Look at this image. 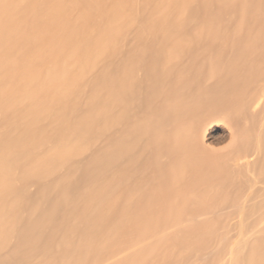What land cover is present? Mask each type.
Here are the masks:
<instances>
[{
    "label": "bare ground",
    "instance_id": "1",
    "mask_svg": "<svg viewBox=\"0 0 264 264\" xmlns=\"http://www.w3.org/2000/svg\"><path fill=\"white\" fill-rule=\"evenodd\" d=\"M229 37L264 40V0H0V264H203L212 247L210 264H264L262 243L240 263L249 200L227 242L214 222L223 217L205 212L212 190L179 193L192 175L208 179L188 152L205 149L203 119L229 120L240 138L252 116H236L225 83L211 88L253 49L226 68L183 62ZM153 95L167 115L142 111ZM254 129L247 149H264V121ZM149 149L168 161L146 175L136 164ZM244 159L231 166L248 178Z\"/></svg>",
    "mask_w": 264,
    "mask_h": 264
},
{
    "label": "rangeland",
    "instance_id": "2",
    "mask_svg": "<svg viewBox=\"0 0 264 264\" xmlns=\"http://www.w3.org/2000/svg\"><path fill=\"white\" fill-rule=\"evenodd\" d=\"M229 38H226V41L224 39H221L222 41L224 40L223 42L221 40H218L217 43H215L214 41H212V43H209L211 41H208V42L204 41L202 43L203 44L205 43L204 45L206 47L204 45H202L203 47L201 45L197 47L198 46L197 45V46H194L192 49L188 50L190 53H187L188 51L187 52L184 51L183 53L184 57L182 56V58H184L183 62L188 63L189 61H192L194 62L193 64L196 63L197 66H199V64L201 65V64L206 63L207 60H210V58L211 59L214 58L215 60L214 63L222 62L225 66L222 64L221 65L224 68H226L229 62H230V66L235 65L236 62H233V61H238L236 59L238 58V56L240 59V57L244 55L241 57L244 59V58H248V55L250 54L253 55L254 57L251 58V60L253 61L250 60L251 61L250 63L255 65V68L253 70L246 69L245 66L250 64L248 63L249 61H247V59H244V61H240L241 60L240 59L239 62H237L238 65L237 64L236 65L240 66L241 64L243 68L242 70L240 71L237 70L236 72H231L226 69L221 70L220 75H219L220 76L219 78L221 79H219L218 76H216L215 78L216 80L219 79L221 81L217 80V82L219 83L215 82L216 83L215 87L214 88H211L212 86L210 87L212 89L211 95H217L219 94V92L218 93L216 92L217 87H219L217 85H220L221 87L222 82L225 83L226 85H223V84L222 85L223 87L225 86L224 90L230 93V94L227 93L229 97L228 99L231 102V106H234L232 108L236 112V116L238 115L241 118V116H243L244 114L248 115L250 112L251 114L249 115H252V116L251 117L248 116L249 121L244 126H242V128L239 130V131H243L242 132L243 135L240 138H237V137L232 138L231 132L233 130L232 129L233 125L229 120H226L225 122L222 120L219 121V119L213 120V118L211 120L210 117H208V119L207 117H205L204 118L205 120L203 119L204 123H202L201 129L204 131H203V138L201 140L200 145L203 146V148L205 149H202V147L199 149L197 148L189 149L188 152L190 155H192L193 158H195V160L201 161V163L200 162H197V163L204 165V166L203 165L200 166L199 170L200 171L204 170L207 173L208 179H206V177L200 173L198 175H192L190 180L184 179L180 183L179 193H186L192 189L193 193H196L198 191L197 194L205 198L207 197V195H210V193L204 192L202 188L204 186H207V191L212 190L213 198L214 199L216 198L215 199L216 208L215 209L207 208L205 212L208 213V215L209 214L212 215L213 213H218L219 215L223 217L222 220H218V219L214 220L213 216L210 215L213 218L214 222L216 223V227L219 229V233L222 234V236L227 240V242L228 240L233 239L234 236L238 233V228L230 225V223L233 222V220L235 219L239 211L240 212L243 211L242 213L244 216L243 219H244L245 225L241 227V233H243L244 236L249 237V239L247 238L246 242H243L241 244L243 248L241 249V252H242L241 261L242 262L240 263H243L245 262L244 258L246 259L247 254H249V252L251 253L252 250L256 249V245H258L257 243H262L264 245V240H263V231H264V190L263 189H264V186L263 188L260 187V185L264 183V149H247L248 147H251L250 146L252 143L251 139L254 136V130H255L254 127L257 125V123L264 121V95H263L264 94V88H263L264 87V55H262L264 54L262 53L264 52V50L259 49L260 47L264 48V40L259 39V38L257 39L254 38L255 40L250 39L249 41L246 38L244 42V38L243 39L240 38L242 41L240 39L238 41L237 40L238 38H233V37H229ZM231 38H233L234 40ZM255 41H258V42H255ZM191 42L194 43V41H191ZM253 42L255 44H253ZM197 43L199 44V42ZM246 43H248L249 46L244 45ZM261 43H263V46H261L262 45ZM250 44H252L253 46L254 45H257V46H254V48H252L253 46H251ZM245 49L247 51L248 49H250L251 51L253 49L256 55L255 53L253 54V52L249 53V51H248L249 54L247 55V53H245ZM243 52L247 56H245ZM189 54H192V55H189ZM186 57L189 59H186ZM255 58L257 59L260 58V60H257ZM219 60H221V62ZM225 74H226V77H225ZM201 76H198V79H197L199 80L198 82L202 81V79L199 78ZM222 78H225L226 80L224 81L222 80ZM137 80L138 79L134 81L135 84H132L133 87L135 85L137 86V83H138ZM222 90L221 92H223ZM233 93L237 94V96L240 95V97H236L237 99L234 98L235 95ZM231 94H233L234 96H232ZM230 98L234 100V103H236L235 105L232 103L233 100L231 101ZM134 99H135V102L138 103L137 105H139V100L137 96H135ZM238 101H241V103ZM133 102L130 100V104L132 103L134 105L135 102L134 103ZM254 105L257 108H254L253 107ZM162 109H163L162 100L158 95H153V98L149 100L148 99L144 100L143 105H142V111L144 110L146 114H150L151 116L158 115L159 117H163L167 115V113L163 112ZM131 110L133 111V109ZM242 147H245V149H242ZM135 150L142 151L143 149H135ZM149 150H150L149 153H146V151H144L145 154L147 155V158H146L147 161L149 160L148 163L146 159L143 158L142 160L144 161L141 160V162L136 164V166L139 169L140 168L146 169V166H147L148 170L146 169L145 171V173L147 172L146 175H148L149 173L148 171L156 172L158 169L159 170H161V168L162 170L165 169L164 162L168 161L167 160L168 156L165 154L163 149L160 150V152H157L156 149H149ZM257 150L259 151L258 156L253 155V152ZM155 155L160 157L159 158L160 162L158 163V166H156L155 163H152L150 161L152 157ZM240 155L241 156L244 155L245 157L244 161L246 163H251L252 165L254 164V167H253L254 173L251 174L248 178L244 177L241 171L231 166V164L233 163L232 160ZM219 167L222 169L223 178L217 177V174L220 171ZM150 180H152V178L147 177L145 180V184L146 183L150 184ZM250 182H255V184L258 183L259 186L257 185L258 187H255L257 190L252 186L254 190L248 193ZM193 189H196L197 191ZM243 198L244 200L246 201L249 200L250 202H246L244 208H240L238 211V203L240 202V200L242 201ZM201 211L202 210H197V209L192 210V212L194 213H198ZM213 255H214V259L217 260L218 258L216 256L215 249H213V247L211 249L208 248L204 252V254L200 256V258L204 260L203 264H210L211 258ZM221 259H222V256H221ZM225 263H227V261Z\"/></svg>",
    "mask_w": 264,
    "mask_h": 264
}]
</instances>
